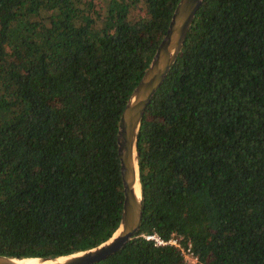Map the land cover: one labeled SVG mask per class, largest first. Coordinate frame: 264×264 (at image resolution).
Instances as JSON below:
<instances>
[{
    "label": "trees",
    "instance_id": "1",
    "mask_svg": "<svg viewBox=\"0 0 264 264\" xmlns=\"http://www.w3.org/2000/svg\"><path fill=\"white\" fill-rule=\"evenodd\" d=\"M181 0H0V255L96 247L119 124ZM139 233L99 264H264V0H204L138 140Z\"/></svg>",
    "mask_w": 264,
    "mask_h": 264
},
{
    "label": "water",
    "instance_id": "2",
    "mask_svg": "<svg viewBox=\"0 0 264 264\" xmlns=\"http://www.w3.org/2000/svg\"><path fill=\"white\" fill-rule=\"evenodd\" d=\"M204 0H181L166 36L144 77L133 91L119 124L118 154L124 187V207L118 229L106 242L83 251L54 257H9L0 264H99L123 250L139 233L144 217L138 140L145 112L175 66Z\"/></svg>",
    "mask_w": 264,
    "mask_h": 264
},
{
    "label": "built area",
    "instance_id": "3",
    "mask_svg": "<svg viewBox=\"0 0 264 264\" xmlns=\"http://www.w3.org/2000/svg\"><path fill=\"white\" fill-rule=\"evenodd\" d=\"M146 240L154 242L157 247L174 246V247L180 248L188 264L198 263V259L194 256L191 249H188V250L183 249L180 244L179 239H177L176 237L172 238L171 240L166 241L160 238L158 235H151V236H146Z\"/></svg>",
    "mask_w": 264,
    "mask_h": 264
}]
</instances>
